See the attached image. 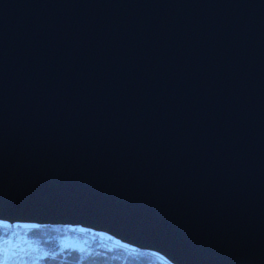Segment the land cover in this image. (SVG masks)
<instances>
[{"label": "water", "instance_id": "95a60500", "mask_svg": "<svg viewBox=\"0 0 264 264\" xmlns=\"http://www.w3.org/2000/svg\"><path fill=\"white\" fill-rule=\"evenodd\" d=\"M0 219L264 264V0H0Z\"/></svg>", "mask_w": 264, "mask_h": 264}, {"label": "trees", "instance_id": "16d2710c", "mask_svg": "<svg viewBox=\"0 0 264 264\" xmlns=\"http://www.w3.org/2000/svg\"><path fill=\"white\" fill-rule=\"evenodd\" d=\"M1 241L7 251L31 255L19 264H172L153 250L80 225L0 219Z\"/></svg>", "mask_w": 264, "mask_h": 264}, {"label": "rangeland", "instance_id": "374dc122", "mask_svg": "<svg viewBox=\"0 0 264 264\" xmlns=\"http://www.w3.org/2000/svg\"><path fill=\"white\" fill-rule=\"evenodd\" d=\"M24 256L13 253V251H7L6 242H0V264H19L22 261L25 262L29 260L31 255L28 256L26 254V256Z\"/></svg>", "mask_w": 264, "mask_h": 264}, {"label": "built area", "instance_id": "2783aa9c", "mask_svg": "<svg viewBox=\"0 0 264 264\" xmlns=\"http://www.w3.org/2000/svg\"><path fill=\"white\" fill-rule=\"evenodd\" d=\"M8 221V220H7ZM8 222H11V221H8ZM12 223V222H11ZM14 223H19L18 221H14ZM16 226H18V225H16Z\"/></svg>", "mask_w": 264, "mask_h": 264}]
</instances>
